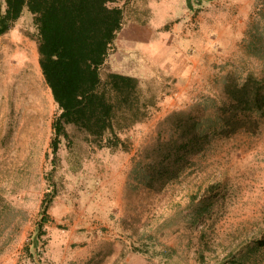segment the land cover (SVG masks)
Listing matches in <instances>:
<instances>
[{
  "label": "rangeland",
  "instance_id": "1",
  "mask_svg": "<svg viewBox=\"0 0 264 264\" xmlns=\"http://www.w3.org/2000/svg\"><path fill=\"white\" fill-rule=\"evenodd\" d=\"M119 1L147 20L127 18L116 42L135 64L129 75L157 98L149 118L121 134L128 151L101 149L70 128L74 149L63 138L55 163L60 110L29 10L0 38V264H35L26 246L54 190L46 179L53 170L58 193L45 225V264H218L239 259L243 245L252 252L241 264H264V119L255 134L216 139L162 191L132 176L134 156L162 118L198 103L212 112L229 71L241 79L262 73L264 0L207 1L197 14L184 0ZM157 58H165L162 71L153 69Z\"/></svg>",
  "mask_w": 264,
  "mask_h": 264
},
{
  "label": "trees",
  "instance_id": "2",
  "mask_svg": "<svg viewBox=\"0 0 264 264\" xmlns=\"http://www.w3.org/2000/svg\"><path fill=\"white\" fill-rule=\"evenodd\" d=\"M3 1L0 37L17 25L25 10L33 16L32 38L38 44L40 67L60 110L53 123L55 163L61 161L58 154L63 138L69 149H74L70 128L83 133L86 142L101 149L128 151L121 134L145 122L157 105V98L140 77L108 71L105 66L127 18L147 24V20L136 18L141 11L119 0ZM184 1L187 9L197 14L204 2L213 0ZM263 119L264 70L261 74L250 71L244 79L236 71H229L224 77L223 94L212 112L198 103L188 110H174L158 122L152 139L134 156V182L162 191L179 180L191 168L194 158L204 154L216 139L231 138L243 131L255 134ZM54 174L55 170L46 176L54 190L46 194L41 219L26 246L35 264H45V225L50 221L49 210L58 193ZM213 198L203 202L210 204ZM244 247L239 259L218 264L244 263L252 252L250 246Z\"/></svg>",
  "mask_w": 264,
  "mask_h": 264
},
{
  "label": "crops",
  "instance_id": "3",
  "mask_svg": "<svg viewBox=\"0 0 264 264\" xmlns=\"http://www.w3.org/2000/svg\"><path fill=\"white\" fill-rule=\"evenodd\" d=\"M144 30H146V28ZM122 31H124V28L122 29ZM138 37L141 38V39H144L145 36L144 35H142V36L139 35ZM0 38H2V37H0ZM123 47L124 46L121 45L120 42L119 43L116 42V49H115L114 52H112L110 54L107 63H110V65L112 67V71H114V72L130 74L129 72H130V70H132V68L134 67L133 65H135V64H133L129 58L126 59V56L129 55V52H127V50H125L126 48H123ZM122 51H124L125 53H123ZM157 59L159 60V62H157V60H156L157 63L155 64L153 69H156V71H158V70L162 71L164 66H165V58H163L162 60L160 58H157ZM137 65H139V64H137ZM169 65L172 66V64H169ZM190 65L191 64L186 63V66L184 67V71L185 72L186 71L189 72L188 75H187L189 77L191 75L190 71L192 70ZM137 75H138V73H137ZM153 75H156V74H153ZM150 76H152V75H150Z\"/></svg>",
  "mask_w": 264,
  "mask_h": 264
}]
</instances>
